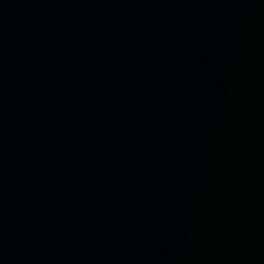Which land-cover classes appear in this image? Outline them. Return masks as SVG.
Returning a JSON list of instances; mask_svg holds the SVG:
<instances>
[{"label":"water","instance_id":"95a60500","mask_svg":"<svg viewBox=\"0 0 264 264\" xmlns=\"http://www.w3.org/2000/svg\"><path fill=\"white\" fill-rule=\"evenodd\" d=\"M0 264H264V0H0Z\"/></svg>","mask_w":264,"mask_h":264}]
</instances>
